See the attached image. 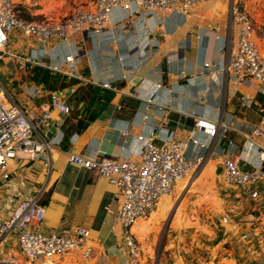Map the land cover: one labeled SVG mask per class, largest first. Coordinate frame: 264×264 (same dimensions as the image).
Instances as JSON below:
<instances>
[{
    "label": "crops",
    "instance_id": "1",
    "mask_svg": "<svg viewBox=\"0 0 264 264\" xmlns=\"http://www.w3.org/2000/svg\"><path fill=\"white\" fill-rule=\"evenodd\" d=\"M249 1L247 8L259 26L258 43L264 51V8ZM50 4L33 7L31 15L38 19L60 17L70 9L64 2L61 8ZM111 14L102 32L75 35L81 54L74 74H69L71 68L64 61L74 45L28 36L17 27L10 31L5 49L20 57L0 59V80L11 99L42 110L59 93L71 105L70 112L51 105L52 119L45 126L53 141L51 168L42 157L30 159L20 150L7 165L8 178L0 169V224L22 198L43 188L40 201L46 213L40 231L68 232L80 225L90 229L94 252L89 259L70 251L56 256L51 264L131 263L127 228L114 221L121 189L96 170L70 161V152L139 163L140 134L149 137L155 133L156 141L167 132L180 140L193 137L196 140L190 142L188 154H205L206 158L194 180L178 183L174 194L184 197L195 185L202 188L215 176H222V155L238 159L246 170L262 164L264 171V139L253 133L264 114V82L236 83L224 69L236 50L240 26L239 21L231 20L229 0L201 1L186 14L173 13L160 25L145 16L118 23L126 14L120 8ZM30 54L39 60L32 69L24 65V57ZM44 62L57 64L59 69ZM106 81L115 87L104 86ZM244 95L252 99L248 106L241 104ZM201 118L216 124L215 135L196 127ZM259 186L258 196L250 187L244 189L256 211L264 202V178ZM185 201L174 200L173 194L163 195L155 210L132 226L146 259L156 239L165 238V246L170 248L176 246L175 239L184 237L183 231L173 230ZM4 248L20 252L16 232ZM140 264H146L145 259Z\"/></svg>",
    "mask_w": 264,
    "mask_h": 264
},
{
    "label": "built area",
    "instance_id": "2",
    "mask_svg": "<svg viewBox=\"0 0 264 264\" xmlns=\"http://www.w3.org/2000/svg\"><path fill=\"white\" fill-rule=\"evenodd\" d=\"M205 0H89L75 5L64 16L55 18H26L20 10H31L40 4V0H0V59L20 57L9 53L5 46L12 28H19L28 36L41 37L44 40H57L60 44L75 46L65 54V62L74 74L80 60V50L76 46L75 35L102 32L112 19V11L120 8L126 11L122 23L132 17H152L155 25L166 23L173 13L186 14L197 3ZM231 20L239 21L237 47L227 60L224 69L234 82H264V51L258 43L259 26L255 17L246 8L242 0H229ZM152 30L151 26L147 27ZM28 69L35 67L39 60L32 54L24 57ZM57 70L59 66L43 63ZM207 67L211 64L205 62ZM61 67V65H60ZM115 87L111 82L103 83ZM52 104L44 109L26 108L8 96L5 85L0 80V169L8 178L6 170L9 161L18 156L20 150L27 152L30 159L42 157L45 165L51 168L50 148L53 141L48 138L46 124L52 119L51 105L63 112H70L69 101L55 93ZM252 99L244 95L242 106H248ZM196 127L215 135L218 127L205 118L196 121ZM227 130L224 128V131ZM253 133L264 139V114L254 126ZM155 133L149 137L143 134L139 151L140 162L128 158L108 157L100 154L86 155L70 152V161L86 168L96 170L100 176L118 185L121 189V205L114 221L127 228L125 240L131 251V263L140 264L143 248L136 238L132 226L142 217L150 215L163 195L173 194L178 183L184 179L194 180L200 173L205 161V154H188L191 141L176 139L172 133H166L160 141L155 140ZM222 176L227 184L250 187L254 196L259 195V183L264 178L262 164L252 170L243 169L236 158L221 156ZM254 186V187H253ZM43 188L22 198L13 213L0 224V264H51L56 256L76 251L84 260L94 252L91 231L80 225L68 232L40 231L45 218L46 207L40 201ZM224 221L231 218L224 215ZM248 223L243 236L264 232V202L246 221ZM240 221H234L237 227ZM12 232H16L20 252L4 248Z\"/></svg>",
    "mask_w": 264,
    "mask_h": 264
},
{
    "label": "rangeland",
    "instance_id": "3",
    "mask_svg": "<svg viewBox=\"0 0 264 264\" xmlns=\"http://www.w3.org/2000/svg\"><path fill=\"white\" fill-rule=\"evenodd\" d=\"M48 1L55 8L67 3L70 6L67 14L75 5L89 0H40L37 7H43ZM242 1L246 8L251 5L249 0ZM253 3L264 8V0ZM195 186L185 197L173 193L174 200H186L178 209V225L173 230L183 231L184 237H176V246L170 248L165 246V238L156 239L155 246L149 248L148 259L144 251L142 261L145 259L146 264L177 261L180 264H264V232L242 234L248 225L246 221L256 212L255 203L244 192L245 187L227 184L223 176H215L202 188ZM224 215L231 219L224 221ZM234 221H240L237 227Z\"/></svg>",
    "mask_w": 264,
    "mask_h": 264
},
{
    "label": "trees",
    "instance_id": "4",
    "mask_svg": "<svg viewBox=\"0 0 264 264\" xmlns=\"http://www.w3.org/2000/svg\"><path fill=\"white\" fill-rule=\"evenodd\" d=\"M20 15L21 16H24V17H26V18H35V16H33V15H31V14H29L30 13V11L29 10H24V9H22V10H20Z\"/></svg>",
    "mask_w": 264,
    "mask_h": 264
}]
</instances>
